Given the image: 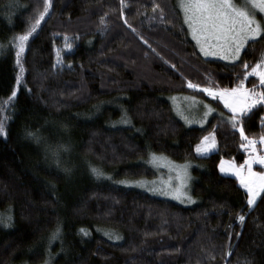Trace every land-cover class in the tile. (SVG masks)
Returning <instances> with one entry per match:
<instances>
[{
  "label": "trees",
  "instance_id": "obj_1",
  "mask_svg": "<svg viewBox=\"0 0 264 264\" xmlns=\"http://www.w3.org/2000/svg\"><path fill=\"white\" fill-rule=\"evenodd\" d=\"M178 2L53 0L25 47L21 74L12 38L27 31L43 0H0V215L12 217L9 227L0 224V264H43L48 256L52 264H264V194L249 208L237 179L218 170L223 158L245 160L239 126L217 114L203 128L186 126L166 99L185 94L230 114L202 89L236 87L264 58V34L238 60L203 56ZM244 82L261 89L257 77ZM243 127L249 139L264 135V106ZM208 132L216 149L196 156ZM68 139L76 155L64 162ZM150 153L202 166L191 172L194 204L114 182L153 177L143 163ZM89 164L111 179L94 183ZM61 172H73L70 185Z\"/></svg>",
  "mask_w": 264,
  "mask_h": 264
},
{
  "label": "snow or ice",
  "instance_id": "obj_2",
  "mask_svg": "<svg viewBox=\"0 0 264 264\" xmlns=\"http://www.w3.org/2000/svg\"><path fill=\"white\" fill-rule=\"evenodd\" d=\"M43 11H39L33 22L30 23L27 31L23 34L15 35L12 38V46L15 47L16 64L20 66V73L24 72L21 64L22 54L25 52V47L29 43L30 37L41 27V22L45 21L49 10L53 6V0H43ZM123 4V0H121ZM179 7L184 13V23L188 25L192 38L200 46V51L205 56L222 55L223 59L238 60L240 53L250 41H255L264 33V25L256 19L257 14H264V0H242V3H237V0H179ZM155 10V9H154ZM103 23V18H101ZM125 23L127 21L125 20ZM129 28L132 26L129 24ZM135 31V29H132ZM68 37H65L67 41ZM145 44L148 42L145 40ZM151 47V45H148ZM5 45L0 44V52L5 49ZM66 49L71 50L72 45L65 43ZM153 51H155L153 49ZM57 62H60V51L57 50ZM174 67V66H173ZM249 65L244 64L247 69ZM248 77H257L259 79V87L264 89V58H262L251 72H247L244 79L240 80L239 84L233 88H204L203 92L213 98H219L223 101L224 107L227 108L231 116L229 122L233 129L239 130L242 141L240 147L249 153L243 164L237 165L234 161L221 160L219 170L225 175H234L239 179L240 185L247 192V205L251 208L257 203L261 194H264V171H253V165L264 167V155H260L257 151V140L249 139L245 134L243 127L244 118L253 111L257 106H264V91H257L256 86L249 89L245 87V80ZM22 82V75H17L16 85L19 86ZM189 88H199V85L188 82ZM17 96V91L14 89L5 105L10 104ZM209 113L206 112L205 115ZM185 119H187L185 117ZM122 123H130L129 118H122ZM6 130L4 121L0 120V136H5ZM31 135V134H30ZM211 140V142H209ZM259 143L264 144V135L259 138ZM216 147L215 139L206 136L200 145L196 146L197 153H205ZM56 155V153H53ZM159 157L152 154V163H157ZM190 165L177 166L175 169L177 185L173 188L169 184V192L173 198L177 200L187 199L188 202L194 203L192 197L185 191L187 183L191 179L188 174ZM65 171H68L67 169ZM92 173L98 178L111 179L105 177V174L99 168H92ZM11 216L0 215V224L4 227H9L11 224ZM239 220L243 222L245 217L239 216ZM85 235L87 232L81 229ZM60 236V228L52 233L50 243L55 241ZM119 239V237H117ZM229 251L227 255H231Z\"/></svg>",
  "mask_w": 264,
  "mask_h": 264
},
{
  "label": "rangeland",
  "instance_id": "obj_3",
  "mask_svg": "<svg viewBox=\"0 0 264 264\" xmlns=\"http://www.w3.org/2000/svg\"><path fill=\"white\" fill-rule=\"evenodd\" d=\"M237 3H242V0H237ZM178 4H179V2H178ZM181 11H182V9H181ZM182 13H183V11H182ZM183 16H184V13H183ZM256 19L258 21H260L262 25H264V14L258 13L256 16ZM189 33H190V30H189ZM190 35H191V33H190ZM197 46L200 50V46L198 44H197ZM202 55L205 56L203 54V52H202ZM206 57H214V58L220 59V58H222V55H214V56L208 55ZM225 60L235 61V60H231V59H225ZM256 90L261 91V89H256ZM166 99L171 104L172 109H173L176 117L179 118L186 126H196V127L203 128L206 126L208 120L215 114L226 118L228 121H229V118L231 116V113L225 114V113L219 111L218 109L214 108L212 105L202 101L201 99H197V98L189 96V95L171 94V95L166 96ZM217 99L221 102L223 109L230 112L227 108L224 107L223 101L220 100L218 97H217ZM206 112H208L209 114L205 115ZM185 117L187 119H185ZM120 122H121V120H120ZM206 136L213 137L214 135L212 132H208V133H205L203 138ZM260 137L253 138V139H256L258 141L257 145H256L258 153L260 155H264V144L259 143ZM203 138L199 143H197V145L201 144V142L203 141ZM214 139H215V137H214ZM69 142H71V141L68 139L67 141H65V144L63 146L65 148V153L63 156L64 162H65V160L74 159V156L76 155V153H74L73 147L71 146V144ZM209 142H211V140ZM244 143H246V142L244 141ZM215 144H216V140H215ZM196 146L194 149L196 156H206L216 149V147H215L214 149H211L208 152L197 153L196 152ZM216 146H217V144H216ZM47 151H48V149H47ZM52 151H53V149H51V151L49 150L48 153L50 155H52ZM152 154H156V156L160 158V159H158L157 163H155V164L152 163ZM248 156H249V153L246 152L245 159H247ZM223 160L233 161L232 159H227V158H223ZM220 161L218 163V170H219ZM244 161L242 163H236L235 161L234 162L237 165H240V164H243ZM143 163L145 165H147L148 167H150L154 171L153 177H151V178L142 177V178H136V179H122V180H115L114 182L116 184L122 185L124 187L135 188V189L144 191V192H146L152 196L159 197V198L166 199V200H170V201H173L175 203L182 204V205H192L196 202V198L193 197V195L190 192V185H191V181H192V173H191L192 169L195 166L196 167L197 166L202 167L199 163L193 162L192 160H185V161L178 162V161H174V160L166 157L163 154H157V153H150L147 156V158L143 160ZM183 165H190L188 167V174L191 177V179L188 181L187 188L185 189V191L188 193L189 196L192 197V200L194 201V203L188 202L187 199L183 200V202H182L181 200H177V199L173 198V196L171 194H166L170 191L169 190V184H171V186L174 188L178 183V181L175 178L176 177V172H175L176 167L177 166H183ZM88 167L90 170L92 168H95L93 165H92V167H90V164L88 165ZM253 171H255V172L264 171V167H262L260 165H253ZM219 172H220V170H219ZM61 173L66 176L65 177L66 180H65L64 184H67V183L69 184V181L71 180L70 176H72L73 172L72 173L71 172H61ZM69 173H71V174H69ZM104 174H105V177H110L108 174H106V173H104ZM221 174H223V173H221ZM90 175L91 176H89V177H91V179L94 181V183L99 182L98 178L92 172H90ZM223 175H225V174H223ZM227 176H232V177L236 178L238 184L240 185L239 179L237 177H235L234 175H227ZM100 179H106V178H100ZM107 180H110V179H107ZM103 232H102V234L107 239H112V240L117 239L118 235L115 234L114 232L108 231V230H104ZM43 264H52L51 257L48 256V258L45 260V262Z\"/></svg>",
  "mask_w": 264,
  "mask_h": 264
}]
</instances>
